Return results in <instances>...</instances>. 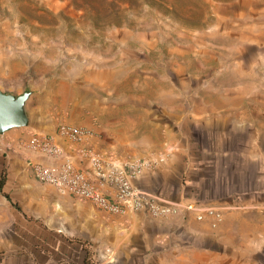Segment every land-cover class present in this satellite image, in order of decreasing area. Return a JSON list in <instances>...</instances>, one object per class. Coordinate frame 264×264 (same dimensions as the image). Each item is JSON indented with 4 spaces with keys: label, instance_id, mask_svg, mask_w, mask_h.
I'll return each mask as SVG.
<instances>
[{
    "label": "rangeland",
    "instance_id": "374dc122",
    "mask_svg": "<svg viewBox=\"0 0 264 264\" xmlns=\"http://www.w3.org/2000/svg\"><path fill=\"white\" fill-rule=\"evenodd\" d=\"M0 89L31 92L30 125L0 135V183L10 136L23 145L50 134L46 121L84 113L119 124L124 139L160 142L179 125L203 133L247 179L261 170L264 186V0H0ZM245 209L229 235L159 264H264V211ZM108 260L88 244L65 247V233L0 192V264Z\"/></svg>",
    "mask_w": 264,
    "mask_h": 264
},
{
    "label": "crops",
    "instance_id": "0c3cea01",
    "mask_svg": "<svg viewBox=\"0 0 264 264\" xmlns=\"http://www.w3.org/2000/svg\"><path fill=\"white\" fill-rule=\"evenodd\" d=\"M60 123L92 131L79 142L56 137L61 151L77 168L91 171L94 153L123 164L152 161L155 165L134 181V187L182 207L167 217L132 209L120 214L104 211L89 200L38 182L29 161L40 160L49 165L55 161L30 150L28 141L22 145L18 134H13L10 137L14 151L7 161V176L0 192L24 216L65 233V247L70 242L88 244L100 255L106 251L109 264H159L162 258L173 257L174 249L186 245L206 248L215 238L229 235L233 232L229 226L231 217L245 214V208L264 211L261 170L259 177L247 179L242 168L227 162L230 155L218 152L203 133L194 138L179 125L174 126L173 132L168 130L160 142L150 143L143 138L124 139L119 124L108 119L98 127L84 113L77 117L71 114ZM45 127L50 134H56V121H46ZM199 204L217 209L220 220L206 216L198 221L197 212L189 211L187 206L200 208Z\"/></svg>",
    "mask_w": 264,
    "mask_h": 264
},
{
    "label": "built area",
    "instance_id": "2783aa9c",
    "mask_svg": "<svg viewBox=\"0 0 264 264\" xmlns=\"http://www.w3.org/2000/svg\"><path fill=\"white\" fill-rule=\"evenodd\" d=\"M90 134L91 130L69 123L60 124L55 135L32 133L28 138V148L55 161L51 165L40 160L29 161L35 179L72 196L89 200L102 210L114 214L132 209L154 217H167L180 211L181 206L162 202L134 187V181L145 170L152 168L154 162L141 160L123 164L94 153L91 160L92 170L87 172L77 168L56 142L58 136L79 142ZM187 209L197 212L199 221H203L206 216L217 221L220 219V213L212 207L187 206Z\"/></svg>",
    "mask_w": 264,
    "mask_h": 264
},
{
    "label": "water",
    "instance_id": "95a60500",
    "mask_svg": "<svg viewBox=\"0 0 264 264\" xmlns=\"http://www.w3.org/2000/svg\"><path fill=\"white\" fill-rule=\"evenodd\" d=\"M31 92L22 95L5 93L0 89V135L12 129L26 128L30 125L27 102Z\"/></svg>",
    "mask_w": 264,
    "mask_h": 264
},
{
    "label": "trees",
    "instance_id": "16d2710c",
    "mask_svg": "<svg viewBox=\"0 0 264 264\" xmlns=\"http://www.w3.org/2000/svg\"><path fill=\"white\" fill-rule=\"evenodd\" d=\"M4 178H5V177H4ZM4 178H3L2 182L0 183V184H1L0 188L2 187V185H3V183H4Z\"/></svg>",
    "mask_w": 264,
    "mask_h": 264
}]
</instances>
